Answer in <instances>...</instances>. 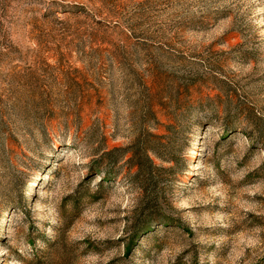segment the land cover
Listing matches in <instances>:
<instances>
[{"label":"rangeland","instance_id":"rangeland-1","mask_svg":"<svg viewBox=\"0 0 264 264\" xmlns=\"http://www.w3.org/2000/svg\"><path fill=\"white\" fill-rule=\"evenodd\" d=\"M167 92L196 117L170 119ZM151 97L180 165L172 219L134 238ZM36 257L264 264V0H0V264Z\"/></svg>","mask_w":264,"mask_h":264},{"label":"trees","instance_id":"trees-1","mask_svg":"<svg viewBox=\"0 0 264 264\" xmlns=\"http://www.w3.org/2000/svg\"><path fill=\"white\" fill-rule=\"evenodd\" d=\"M165 99L158 102L161 110L171 108L169 118L178 124L183 123L185 118L192 121L196 117L188 96L183 97L181 92H167ZM156 107L157 102L151 97L139 112L135 123L137 135L129 148L132 151L130 171L133 168L135 170L127 182L139 190V202L133 220L134 238L151 231L157 225L167 224L172 219L165 214L164 207L170 204L168 192L171 177L180 165L178 146L173 139L176 125L164 124L167 131L165 134L154 132L161 125ZM195 122H199L198 118ZM112 154V150L106 151L103 154L105 161H112ZM154 158L169 165L157 164ZM20 197L24 199V194ZM36 260L35 264H49L40 257H36Z\"/></svg>","mask_w":264,"mask_h":264}]
</instances>
